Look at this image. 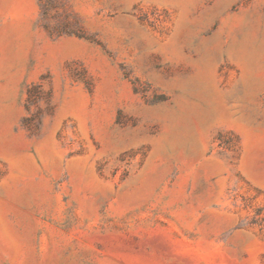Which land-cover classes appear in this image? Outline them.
Segmentation results:
<instances>
[{
    "label": "rangeland",
    "instance_id": "374dc122",
    "mask_svg": "<svg viewBox=\"0 0 264 264\" xmlns=\"http://www.w3.org/2000/svg\"><path fill=\"white\" fill-rule=\"evenodd\" d=\"M0 264H264V0H0Z\"/></svg>",
    "mask_w": 264,
    "mask_h": 264
}]
</instances>
